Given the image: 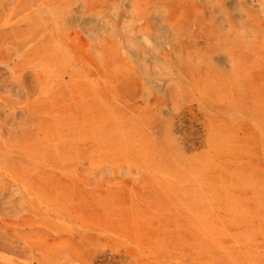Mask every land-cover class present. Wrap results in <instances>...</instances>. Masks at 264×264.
<instances>
[{"label":"rangeland","instance_id":"1","mask_svg":"<svg viewBox=\"0 0 264 264\" xmlns=\"http://www.w3.org/2000/svg\"><path fill=\"white\" fill-rule=\"evenodd\" d=\"M0 264H264V0H0Z\"/></svg>","mask_w":264,"mask_h":264}]
</instances>
